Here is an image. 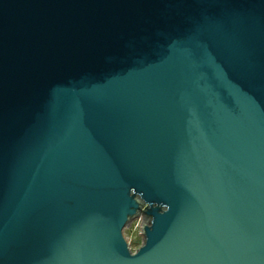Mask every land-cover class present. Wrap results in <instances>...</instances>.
Returning a JSON list of instances; mask_svg holds the SVG:
<instances>
[{"label":"water","instance_id":"1","mask_svg":"<svg viewBox=\"0 0 264 264\" xmlns=\"http://www.w3.org/2000/svg\"><path fill=\"white\" fill-rule=\"evenodd\" d=\"M0 264H264V0H0Z\"/></svg>","mask_w":264,"mask_h":264}]
</instances>
